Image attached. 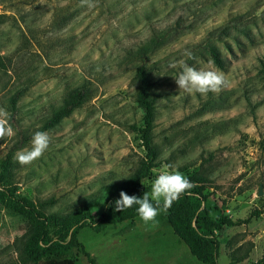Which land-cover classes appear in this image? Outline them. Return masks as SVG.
I'll return each mask as SVG.
<instances>
[{"label": "rangeland", "instance_id": "1", "mask_svg": "<svg viewBox=\"0 0 264 264\" xmlns=\"http://www.w3.org/2000/svg\"><path fill=\"white\" fill-rule=\"evenodd\" d=\"M142 61L152 79L156 158L141 189L165 169L203 176L205 214L242 221L213 231L219 264L255 263L264 255V0H0V108L14 133L0 137V158L26 140L10 167L16 194L46 214L97 218L106 187L145 156L132 128L142 124L134 76ZM184 64L222 73L219 91L179 89ZM76 87L86 99L44 131L43 154L21 165L17 152L31 147V135ZM92 224L84 220L77 240L94 264H206L163 209L147 223L135 216L99 230ZM30 232L0 205V264H33L24 251ZM62 256L88 264L78 247Z\"/></svg>", "mask_w": 264, "mask_h": 264}, {"label": "trees", "instance_id": "2", "mask_svg": "<svg viewBox=\"0 0 264 264\" xmlns=\"http://www.w3.org/2000/svg\"><path fill=\"white\" fill-rule=\"evenodd\" d=\"M209 52L213 63L221 67L222 60L218 50L210 47ZM134 76L137 81L136 102L142 110V124L132 125V128L141 139L145 156L140 160L139 167L134 173L123 181L106 187L104 204L96 219L88 211L79 212L66 219L59 215L46 214L31 199L16 194V187L10 182V167L16 150L24 146L26 140L14 143L0 158V205L19 221L26 222L30 226L31 243L24 251L27 260L33 264H39L40 261V264H74L71 258L62 256L73 247H78L87 256L88 264H94V258L77 240V231L84 225V220L89 219L90 224L93 223L92 228L99 230L105 223L138 216L135 205L118 211L115 210L114 202L119 198L120 191L137 197L143 195L140 180L148 176L150 169L155 166L156 150L152 141L155 100L151 94L152 79L145 61L136 66ZM261 76L264 80V61H262ZM21 94L22 92L18 91L10 98L11 110H15ZM85 99L86 94L82 87L73 88L37 131L49 130L56 126ZM189 181L192 187L186 194H181L170 207L163 210L172 229L187 244L191 254L203 263L219 264L216 254L217 241L213 231L225 225H237L242 221L232 220L225 215L212 218L205 214L203 203L206 195L202 191L204 177H192ZM253 264H264V255Z\"/></svg>", "mask_w": 264, "mask_h": 264}, {"label": "clouds", "instance_id": "3", "mask_svg": "<svg viewBox=\"0 0 264 264\" xmlns=\"http://www.w3.org/2000/svg\"><path fill=\"white\" fill-rule=\"evenodd\" d=\"M185 54L191 57V52L186 50ZM170 66L175 67V64ZM175 83L179 89L187 93L206 95L209 92L219 91L223 84V74L213 70H198L184 64L182 71L175 78ZM8 116L9 113L0 108V137L14 134L13 129L7 123ZM30 144V148L17 152L15 156L21 165H27L43 154L48 148L49 136L44 131H36L32 135ZM191 187V182L181 172L165 169L156 175L151 182L150 189L139 197L120 191L119 198L114 201L115 210L122 211L135 205L138 216L147 223L153 221L162 209L170 207L181 194H186Z\"/></svg>", "mask_w": 264, "mask_h": 264}]
</instances>
